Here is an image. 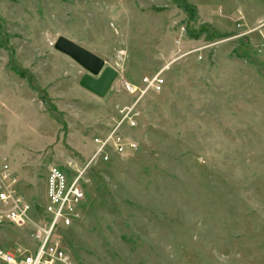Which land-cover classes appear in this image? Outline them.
<instances>
[{
    "label": "rangeland",
    "instance_id": "1",
    "mask_svg": "<svg viewBox=\"0 0 264 264\" xmlns=\"http://www.w3.org/2000/svg\"><path fill=\"white\" fill-rule=\"evenodd\" d=\"M186 1L194 21L172 0H0V159L36 212L48 170L71 176L128 101L119 79L166 67L137 150L88 167L81 218L58 230L76 264H264V0ZM206 23L219 39L187 37ZM59 38L117 71L103 98ZM31 231L0 227V247Z\"/></svg>",
    "mask_w": 264,
    "mask_h": 264
},
{
    "label": "built area",
    "instance_id": "2",
    "mask_svg": "<svg viewBox=\"0 0 264 264\" xmlns=\"http://www.w3.org/2000/svg\"><path fill=\"white\" fill-rule=\"evenodd\" d=\"M175 44H180L179 39ZM195 52L198 50L192 49L186 54ZM165 69L144 75L137 82L119 79V91L128 97V101L116 107L111 124L93 137L94 149L85 163L70 162L71 176L57 167L48 170L44 181V204L39 212L20 194L15 173L5 160L0 159V227L30 226L33 241L32 248L0 247L2 263L76 264L58 241V230L73 226L81 218L85 199L82 181L88 167L93 162L108 163L113 157H122L137 150L136 140L129 132L137 125L139 104L148 96L162 93Z\"/></svg>",
    "mask_w": 264,
    "mask_h": 264
},
{
    "label": "water",
    "instance_id": "3",
    "mask_svg": "<svg viewBox=\"0 0 264 264\" xmlns=\"http://www.w3.org/2000/svg\"><path fill=\"white\" fill-rule=\"evenodd\" d=\"M54 48L72 58L87 71L79 81L82 88L99 98H103L107 94L117 77L116 70L104 67L103 61L98 57L64 38H59Z\"/></svg>",
    "mask_w": 264,
    "mask_h": 264
},
{
    "label": "trees",
    "instance_id": "4",
    "mask_svg": "<svg viewBox=\"0 0 264 264\" xmlns=\"http://www.w3.org/2000/svg\"><path fill=\"white\" fill-rule=\"evenodd\" d=\"M172 1L187 15L190 21H194L197 18V10L194 5L188 3L186 0ZM186 34L191 40L204 38L206 41H215L220 38V35L215 30L211 29L208 24H202L196 32H194L191 28H187Z\"/></svg>",
    "mask_w": 264,
    "mask_h": 264
},
{
    "label": "crops",
    "instance_id": "5",
    "mask_svg": "<svg viewBox=\"0 0 264 264\" xmlns=\"http://www.w3.org/2000/svg\"><path fill=\"white\" fill-rule=\"evenodd\" d=\"M191 4V3H190ZM192 5H194V4H192ZM195 6V5H194ZM199 7V6H198ZM195 8H196V10H197V7L195 6ZM198 9H200V8H198ZM197 16H198V10H197ZM258 18V17H257ZM256 19V18H255ZM206 24H208V23H206ZM209 26H210V24H208Z\"/></svg>",
    "mask_w": 264,
    "mask_h": 264
}]
</instances>
